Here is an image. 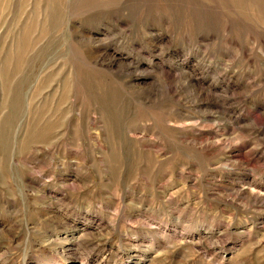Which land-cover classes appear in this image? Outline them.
Instances as JSON below:
<instances>
[{
    "label": "rangeland",
    "instance_id": "374dc122",
    "mask_svg": "<svg viewBox=\"0 0 264 264\" xmlns=\"http://www.w3.org/2000/svg\"><path fill=\"white\" fill-rule=\"evenodd\" d=\"M0 264H264V0H0Z\"/></svg>",
    "mask_w": 264,
    "mask_h": 264
}]
</instances>
